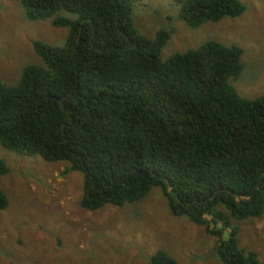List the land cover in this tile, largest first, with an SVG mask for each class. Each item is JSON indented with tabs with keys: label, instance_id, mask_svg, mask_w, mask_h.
<instances>
[{
	"label": "trees",
	"instance_id": "trees-1",
	"mask_svg": "<svg viewBox=\"0 0 264 264\" xmlns=\"http://www.w3.org/2000/svg\"><path fill=\"white\" fill-rule=\"evenodd\" d=\"M137 0H21L29 20L66 28L63 43L31 41L38 61L0 77V146L80 174L79 205L137 202L158 188L169 212L214 238L220 264H260L237 246L233 221L264 207V94L228 82L241 50L205 40L159 57L168 37L132 24ZM190 28L239 16L238 0H172ZM0 158V176L6 173ZM7 204L0 191V210ZM147 264H179L164 249Z\"/></svg>",
	"mask_w": 264,
	"mask_h": 264
},
{
	"label": "rangeland",
	"instance_id": "rangeland-1",
	"mask_svg": "<svg viewBox=\"0 0 264 264\" xmlns=\"http://www.w3.org/2000/svg\"><path fill=\"white\" fill-rule=\"evenodd\" d=\"M243 12L233 18L188 27L172 0H137L133 26L146 37L166 29L159 57L196 47L205 40L240 48L241 69L230 85L245 98L264 94V0H238ZM66 28L49 19L29 20L21 0H0V77L12 84L20 69L38 59L32 40L63 43ZM6 173L0 191V264H147L148 255L164 249L179 264H220L214 238L201 225L173 215L158 188L137 202L105 204L96 210L79 203L80 174L65 162L44 161L0 146ZM238 247L254 251L264 264V207L254 218L233 221Z\"/></svg>",
	"mask_w": 264,
	"mask_h": 264
}]
</instances>
